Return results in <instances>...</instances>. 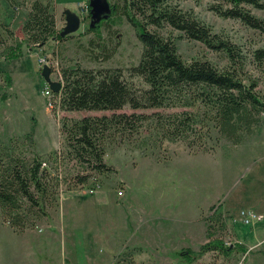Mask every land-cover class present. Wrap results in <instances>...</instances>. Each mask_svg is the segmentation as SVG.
<instances>
[{"label":"rangeland","instance_id":"374dc122","mask_svg":"<svg viewBox=\"0 0 264 264\" xmlns=\"http://www.w3.org/2000/svg\"><path fill=\"white\" fill-rule=\"evenodd\" d=\"M33 1L26 0L25 5L14 9L0 0V21L10 26L20 46L15 59L8 56L11 50L0 47V142L25 145L45 160H53L54 153L66 152L60 131L64 118L71 123L86 116H111L114 112L62 111L59 99L43 76L44 67L51 70V81L60 83L62 69L76 63L87 68H121L127 75L128 68L138 64L142 45L128 20L113 14L109 0L111 14L93 27L90 0H41L50 4L60 34L66 27V12L80 18V28L64 35L68 38L62 42L50 40L42 48L29 47L22 29ZM171 2L193 12L213 32L241 47L247 75L257 81L256 91L264 99V68L255 64L252 56L254 50L264 48V34L239 20L215 14L210 8L217 0ZM251 11L264 19V10L252 8ZM158 32L175 40L178 54L186 62L206 59L218 68L229 64L223 53L213 52L171 27ZM0 33L8 40L9 48L16 46V41H11L2 29ZM98 37L102 41H97ZM91 39L107 45L111 54L108 60H90L91 49L87 48ZM42 59L46 63L40 62ZM47 90H51V95H46ZM183 110H132L127 106L116 111L142 113L148 119L138 131L106 142L104 161L115 171L105 174L87 171L92 179L74 186L72 178L81 167L65 160L59 166L62 181L58 201L48 209L47 216L22 234L4 222L0 212V264H264V120L252 134L235 144L220 136L208 121V115L200 110L198 133L203 136L201 139L191 136L189 140L196 144L189 147L185 140L174 143L165 140L155 116ZM118 192L123 195L119 196ZM115 195L120 198L117 206L124 213L126 229L130 232L141 222L150 223L143 228L156 233L162 227L195 230L200 221V226L206 228L203 242L190 243L185 239L189 238L188 231H182L184 235L179 238L182 243L177 242L178 238L159 241L153 234L147 247L132 248L127 241L113 238L116 227L111 229L102 221L95 225L88 217L78 215L82 210L97 208L103 217L105 209L109 211L114 206L110 202H97V196L113 199ZM202 197L215 204L204 210L201 220L193 226L188 223L193 219L190 215L181 220L178 216L174 225H164L162 222L167 220L158 217L164 208L167 213H179L181 208L186 215ZM243 210L257 214L259 220L246 223L240 214Z\"/></svg>","mask_w":264,"mask_h":264},{"label":"trees","instance_id":"16d2710c","mask_svg":"<svg viewBox=\"0 0 264 264\" xmlns=\"http://www.w3.org/2000/svg\"><path fill=\"white\" fill-rule=\"evenodd\" d=\"M5 1L14 9L26 4V0ZM109 1L113 14L124 17L135 28L142 45L140 60L128 68L127 75L121 68H87L79 63L62 69L61 89L54 92L62 111L114 112L111 116H86L71 123L64 118L60 131L66 143L65 153H54L53 160H45L25 145L0 142V212L3 221L18 234L47 216L48 209L58 201L62 181L59 166L65 160L81 167L72 178L74 186L92 179L87 171L99 174L115 171L104 161L106 142L138 131L148 119L142 113H116L124 107L184 109L155 116L165 140L173 143L185 140L189 147L196 144L189 140L191 136H200L198 139L203 136L198 133L200 110L208 115V121L220 136L235 144L252 134L264 120V99L256 91L257 81L247 75L241 47L213 32L193 12L182 10L171 0ZM50 8L48 2L41 0L31 3L22 29L29 47L42 48L50 40L62 42L68 38L60 34ZM252 8L264 10V0H217L210 9L222 18L239 20L264 34V19L254 15ZM165 27L213 52L223 53L228 66L218 68L206 59L184 61L175 40L158 32ZM0 29L11 41H16V46L9 48L8 40L0 33V47L11 50L10 59L17 58L20 46L13 30L1 21ZM105 30L109 31V27ZM96 39L102 41L101 37ZM97 41H88L90 60H108L111 54L107 45ZM252 56L255 64L264 68V48L254 50Z\"/></svg>","mask_w":264,"mask_h":264},{"label":"crops","instance_id":"0c3cea01","mask_svg":"<svg viewBox=\"0 0 264 264\" xmlns=\"http://www.w3.org/2000/svg\"><path fill=\"white\" fill-rule=\"evenodd\" d=\"M130 198L132 201V196H130ZM118 200L120 201V198L117 195H115V197H113V199L108 198V197L104 198V197H100V196L98 197L97 196V200H96L97 202H106V203L110 202L111 205H113L114 207L109 208V211H108V208L105 209V215H103V217H101V211L98 210L97 208L95 210H93V209L92 210H90V209L82 210L81 213H79L78 215L88 217L91 220V222L95 223V225L96 224L99 225V223L102 221L103 223L105 222L106 225H109L108 227L111 229H113V227H116L115 229H113V232L116 233V235L114 233L112 234L113 238H115V240L117 239L118 242L119 241H122V242L127 241L132 248H144V245H146V247H147V245L149 244L150 236L153 237V234H155L158 237L159 241L161 239L165 240V238L167 239L166 241H170V240H173L176 238L179 239V238H181L182 235H184L182 233V231H186V232L188 231L189 238L185 237V239H188V241L190 243L192 241L196 244L198 242H203L202 240H203V238H205L206 228H205V226L204 227L200 226V224H201L200 221H199L200 224H198V226L195 227V230H192L193 229L192 227H181L180 229L173 228V229L169 230L166 227H162V224L174 225L175 224L174 219L177 218L178 216H179V220H181V217H183V216L186 217V216L190 215V217H192L193 219L189 220L188 223H189V226H191V225L193 226L195 224L194 223L195 221L197 222L198 220H201L202 214L204 213V210L206 211L207 208H211V206H213L215 204L214 203L215 201H212V200L208 201L207 197H202L201 199L196 200V206L193 207V209H191L188 212V214H186V215L182 214L181 208L179 210V213H173V212L167 213L165 208H164V211H162L163 213L159 214L158 217L165 218L167 221L162 222V224L159 223V226L161 225V227L163 229L161 228L160 231L156 230V233H154V232H151L152 230L150 231V230H146L145 228H143V226H148V225L150 226V223L149 224H144L143 222L138 223V226L134 227L131 232L128 229H126V222L124 221V213L117 206ZM68 217H69V215H68ZM172 217H173V219H172ZM69 220H70V218H69ZM171 227H173V226H171ZM181 229H186V230H181ZM118 234H119V237H117ZM186 235H188V234H186ZM178 241L182 243L181 239L177 240V242ZM83 243L85 244V242H83Z\"/></svg>","mask_w":264,"mask_h":264},{"label":"water","instance_id":"95a60500","mask_svg":"<svg viewBox=\"0 0 264 264\" xmlns=\"http://www.w3.org/2000/svg\"><path fill=\"white\" fill-rule=\"evenodd\" d=\"M89 6L91 8V26L99 23L103 19H107L111 14V8L108 0H90ZM80 28V18L72 13L66 12V27L63 29L61 35H69L78 31ZM51 70L44 67L43 76L53 92H59L61 89L60 82H53L50 78Z\"/></svg>","mask_w":264,"mask_h":264},{"label":"built area","instance_id":"2783aa9c","mask_svg":"<svg viewBox=\"0 0 264 264\" xmlns=\"http://www.w3.org/2000/svg\"><path fill=\"white\" fill-rule=\"evenodd\" d=\"M40 62L46 63V60L42 59V60H40ZM46 95H51V90H47ZM118 195L122 196L123 193L122 192H118ZM240 214H241V216H243L244 221L246 223H251V222H253L255 220L256 221L259 220V216L257 214H255V213L251 212V211H244L243 210V211L240 212Z\"/></svg>","mask_w":264,"mask_h":264}]
</instances>
